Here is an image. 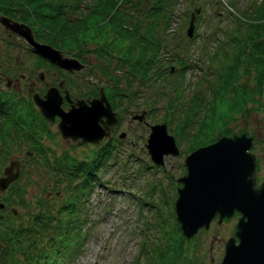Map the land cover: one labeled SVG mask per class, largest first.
<instances>
[{
	"label": "rangeland",
	"instance_id": "obj_1",
	"mask_svg": "<svg viewBox=\"0 0 264 264\" xmlns=\"http://www.w3.org/2000/svg\"><path fill=\"white\" fill-rule=\"evenodd\" d=\"M45 1L47 2L46 5L52 7L61 0ZM93 1L80 0L78 6L80 9H83L88 7ZM250 1L253 0H172V13H170V11L168 12V10L163 9L165 5L164 0H116L117 5L121 7L123 14H125L123 19H128L127 14L133 15L140 23L139 31L141 35L148 36L152 32L151 36L153 39L146 38L145 42L141 41L136 44L122 37L118 33L119 31L112 25L103 22V24L97 27L96 31L91 33L90 39H85L86 41L83 40L80 43L79 47L81 51L76 54H74L76 50H72V48L68 49L66 46L57 48L54 51L52 49H44L43 47L42 49L44 50L39 49L43 52L51 53L50 55L54 58L57 56L65 59L68 62L67 66L73 65L69 60H74L75 57L84 64L81 70H68L71 74L65 75L68 80L73 82L71 94L76 96L78 90H85L84 93L82 92V96L85 97L76 101V104L74 102L75 107L79 103L84 102V99L88 103L86 108L94 103V109H87L85 115H89L90 113L93 118L96 117L97 119L98 117L97 121L100 120V125L107 126V130L110 129L111 123L109 121L112 115L115 114L114 112H116L114 111L115 96L112 97L109 93L116 95V92L122 88L125 91L123 98L126 97V100L122 101L120 105H123V109H130L132 116L138 114L141 108L147 105L142 100L149 86L138 79L137 73L130 72L128 61H135L143 45L149 44L151 41L154 43L155 40H159L154 50V59L157 61L155 65L161 69V76L157 82L159 86L165 85L163 86L164 90H162L165 94L158 96L159 99H156L157 102L153 105V116L149 115L145 120L142 117L138 120L135 118L131 120L124 113L125 117L122 119L121 128L124 130V133L125 130L128 132L127 134H129L131 142L127 143L124 141L118 146L121 150L120 158L115 157V154L111 152L106 157L103 156L106 160L100 162V166L97 168V164H99L98 160L100 159V147H103L107 140L103 143H98L99 141H82L79 137L62 136L56 126V122L52 124L47 123L41 119V114L37 111L39 110L38 106L34 104L35 108L29 105L30 102L28 100L32 101V99H28L29 97L26 98L24 94L22 96L19 91H10L15 95L14 97L24 100L20 107V110H22L21 116H24L26 119H29L30 116L34 118V123L31 128L32 131L29 133L33 135L34 131L45 132L39 135L35 132L34 136H32V138L35 137L38 140L36 146H33V143L29 141L30 136L25 138V133L22 131L16 132L18 135L17 138L12 135L10 139L6 138L3 140V143L2 141L0 142V176L3 168L15 162L14 160L17 161V170L19 169L18 178L8 183L6 188L15 183H19L23 187V198L30 201H33L34 194L40 193L43 195L47 192V189L43 188L47 177L45 174L42 177H38L36 169L41 172L43 168L39 164H41L43 159H57L60 155L70 157L71 160H74V164L80 161L82 165L86 166V170L93 173L96 172L98 178L104 184L99 186L97 184L98 180H95L91 184L90 190L87 189V196L82 200L81 209H78L76 213L78 219L83 222L80 226L78 237H75L77 232L75 233L73 225L70 222L66 224L67 226L64 225V221L68 217L66 212L60 211L63 202L68 198L72 199L74 197L73 189L64 192L62 190L57 191L53 195L45 193L43 196V198L53 199L54 205L49 212H46L47 214L44 209H41L40 212L50 216V224L54 226L58 224L61 227L63 231L58 233L60 234L59 236L56 231H51V228H48L46 231L44 229L38 231V227L36 226L39 224L38 221L31 223L33 213H39L38 209L40 208L31 205L18 209L19 214L17 215H19V218L16 220L17 224L23 227L34 225L33 235L30 238L37 253H40V250L45 246H49L47 245L48 239H54V246H56L57 242H60L61 237H67L68 241L66 246L69 243L67 247L70 248L68 255L64 253L67 249H63V253L60 252L61 257L59 261L55 264H130V259L137 255L140 247L139 244L145 240L144 237L147 239V242L153 241V243H158L157 241H160L162 244L167 233H170L176 224L181 235L182 228L180 221L177 218L175 209H173V205L177 208L179 199L177 197H171L173 190L172 183L167 178L170 176L173 179H177L178 176L186 175L180 165L183 155H164L160 162L162 168L152 167V164H148L149 168L140 171L143 164L138 155L144 158L142 160L143 162H150L143 151L144 147H141V143L147 137L148 126L150 130V126L155 123H162L165 133L171 136L173 142L178 143L180 148H184L186 142H194L195 137L192 134L196 133L198 128L194 126L196 121L193 120L192 124L180 126L176 129L175 126L178 125V121L172 119L170 123V118L164 115L165 111H167V104L173 105V102L169 103L170 100L167 98V93L169 92L166 91L170 88L169 84H173L170 82V78L176 80L173 87H179L181 91L178 97L172 93L170 96V99L176 97L177 105H180L183 100L188 101L191 97L196 101L197 98L201 100L200 96L203 99H207L209 93L206 88L209 84V79L211 77L216 80V84L220 83L218 79H220L219 76L222 70L221 63L227 56L223 52H219V56L221 57L219 60V57H217L218 53L216 54V49L214 50L217 47L216 43H219V39L226 37V34H223L221 30L223 29L225 32V26H230L229 23L232 21V13L236 14L238 10L241 12L244 9L248 10ZM229 2L232 7L228 5ZM156 3L160 6L162 5V9L157 14V17L153 18L148 12L152 10L151 6ZM196 5L206 6L207 8L198 14V25L195 28L198 36H193L194 38L190 45L186 42L185 30L188 25L189 12ZM13 9V13L8 15L10 19L9 25L12 26L14 20H20L30 26L29 18L22 17V15L27 16L25 9L22 7L18 8L16 5L13 6ZM71 14L72 12L69 11L68 15ZM240 18L243 21L245 19L244 16H240ZM149 25L152 29L149 28ZM0 26L3 25L0 24ZM240 27L235 24L234 31ZM32 29L37 33L34 28ZM215 29H220L215 32V35L218 36L217 40H214L212 37ZM3 35L4 32L0 29L1 40L5 38ZM45 42L56 47L54 46L56 42L55 35H51ZM248 43L250 44L251 42ZM183 46L187 49L186 55L182 51ZM100 47L101 50L106 51V55L111 56L110 63L106 64L107 70L102 73L100 72V66L103 64V61L96 52ZM127 47H134L132 49L133 51L128 57L124 56L123 61H121V57L117 51H122ZM222 48L226 53L232 51L230 47L225 48L223 46ZM149 52L150 50L146 51V56H148ZM17 53L22 56V51ZM230 60L228 56V60L224 61L228 62ZM178 61H181L183 64L179 65L176 63ZM241 66L235 67L234 70L239 75L236 82L240 84L244 83L247 86L246 92L240 91L239 94L249 96V100L244 102L243 109L240 108L239 111L234 112H232L233 109L230 110V113H235L233 114L235 119L231 120V122L228 121L226 128L230 131L228 133L230 137L243 134L244 137L253 139L251 143L254 142V148L249 151V154L252 155L251 157L260 166L259 170L253 174L256 177L255 183L257 182L259 184L264 182V85L259 89L260 93L253 91L248 84L251 83L252 85V78L255 75V71L251 70L248 73ZM167 67H172L170 73L173 74L171 77L167 75L169 71ZM56 68L60 70L65 67L61 68L58 66ZM204 69L206 70L205 76L207 82L202 83L198 79H200L202 70ZM37 71L41 72L42 77L44 76V70L40 68ZM87 84L89 85L88 88ZM115 87L119 88L116 89ZM92 88L95 90L100 89L99 92L103 100L99 99V94L94 97L90 91H87V89L91 90ZM227 91L229 92V88ZM151 92L153 94V90ZM126 93H131L132 96H127ZM196 93L198 94L197 98ZM229 94L232 96L231 92ZM34 95L35 93H32L31 97L33 98ZM108 99L110 103L107 104V108L105 102L107 103ZM232 99H234V96ZM181 105L183 106L184 103ZM222 124H224V120L222 123L221 121L215 123L213 129L203 130L201 133L202 136L200 137L201 144L209 146L220 135L227 136V133H222L221 131L223 130L219 129L222 127ZM232 144L234 146H244V142L241 139L235 140V142L233 141ZM129 152L132 153L130 156L132 159H123L126 156L125 154ZM240 162H242L241 165L234 166L233 171L237 172L238 176L240 175V179L243 176L247 178L248 165L243 160ZM93 165L94 167H91ZM16 166L15 163L12 164L10 171L13 172ZM126 175L128 176L126 177ZM50 180H53L54 184H58L61 189L67 184L65 183L64 176L61 174L53 173ZM47 185H51V183H47ZM151 187H153L152 193L150 191L151 194L144 195V192L148 189L151 190ZM111 188H114V190ZM119 188H121V191H117V189L120 190ZM159 188H162L165 192L167 203H162ZM3 190L0 188V203L4 197L3 194L5 191ZM151 203L157 205V208L153 204L152 206ZM106 209L108 211H105ZM7 210L4 211V208L0 204L1 214H5ZM17 215L14 212L11 214V218L14 219ZM233 223H235V218L229 219L226 222L216 218L211 220L206 230L198 234L195 238L196 243L193 247H190L191 236L183 237L182 249L185 247V251L176 264H218L223 254V244L231 236V226ZM16 256L21 260L20 264H23L21 255L17 254ZM63 257L65 258L63 259ZM134 263L146 264L143 253H140L139 258Z\"/></svg>",
	"mask_w": 264,
	"mask_h": 264
},
{
	"label": "trees",
	"instance_id": "obj_2",
	"mask_svg": "<svg viewBox=\"0 0 264 264\" xmlns=\"http://www.w3.org/2000/svg\"><path fill=\"white\" fill-rule=\"evenodd\" d=\"M79 1L80 0H61L58 1L55 6L53 5L51 7L46 5L47 2L45 0H0V14L9 15L10 13H13V6L15 5L18 6V8H24L27 16L22 15V17L29 18L30 25L35 27V30L37 31L36 34L42 41H46L51 35H55V48L66 46L68 49L72 48V50H76L74 54L81 51L79 47L80 43L85 39H90L91 33L96 31L97 27L100 24H103V22L112 25L119 31L118 33H120L122 37H125L127 40L136 44L141 41L145 42L146 38L150 40L153 39L151 36L152 32L148 34V36L141 35V32L139 31L140 23L133 17V15L127 14L128 19H123L125 14H123L121 7L117 5L116 0H94L88 7L83 9L79 8ZM164 1L165 5L163 9L168 10V12L172 11V0ZM228 5L231 6V3L229 2ZM161 6L157 3L153 4L151 6L152 10L148 12L149 15L153 18L157 17V14L161 12ZM248 6V10L244 9L242 12L238 10L236 14L232 13V21L229 23L230 26H225V32L223 29L221 30L223 34H226V37L219 39V43H216L217 47H215L214 50L216 49L215 53H218L217 57H219V60L221 58L219 52H223V54L227 55L224 60H228V56L231 60L228 62L224 60L222 61V70L219 76L220 79H218L220 80L219 84H216V80L210 77L209 84H206V89L209 93L207 99H203L200 96L201 100H198V94L196 93L197 101L191 97L188 101H181V104L184 103L183 106L181 104L177 105L176 97L181 94V91L179 90V87H173L176 80L170 78V82L173 84L170 83V88L166 91L169 92L167 93V98L170 100L169 103L173 102V105L167 104V109L164 106L167 110L164 115H166L167 118H170V123L172 119L178 121V125L175 126L176 129L180 126H188L192 124L193 120L196 121L194 126L198 128L196 133L192 134L195 139L193 140L194 142L189 144L190 146L201 143L200 137L202 136L201 133L203 130L213 129L215 123L220 121L222 123L223 120L224 124H222V127L219 129L223 130L221 131L222 133L228 134L230 131L226 128L227 122H231V120L235 119L233 115L235 113H230V110L233 109L232 112H234L239 111L240 108L243 109L244 102L249 100V96L239 94L240 91L246 92L247 86L244 85V83L240 84L236 82L239 75L234 72L235 67L243 64L241 67L244 68V71L247 70L248 73L251 70L255 71V75L252 78L253 86L251 83L248 84L253 91H258V93H260L259 89L264 85V0L250 1ZM206 8V6L202 7V11ZM69 11L72 12L71 15H68ZM240 16L245 17L244 21ZM235 24L241 27L234 31ZM149 28H151L150 25ZM219 30L220 29L214 30V40L218 39V37H215V32ZM248 42L251 43L249 44ZM158 43L159 40H155L154 43L151 41L149 44L143 45L138 52L139 56L137 59L132 62L128 61L130 72L137 73L138 79L149 86L142 101L147 104L144 106L147 108L146 111L151 115H153L154 112L153 105L157 102L156 99H159V95L165 94V92L162 91L164 90L163 86L165 85L159 86L157 82L161 76V69L155 65L157 61L154 59V50ZM223 46L225 48L230 47L232 51L226 53L222 48ZM133 48L134 47H127L122 51H117L119 53L118 55L121 57V61H123L124 56L128 57L131 54ZM147 50H150L148 56H146ZM96 52L100 55L101 60L103 61V64L101 65L103 70L100 66V72L102 73L107 70L106 64L110 63L111 56L108 54L107 56L106 51L101 50V47L97 49ZM176 63L179 65L183 64L181 61ZM167 69H169V67H167ZM205 72L204 69L202 71V76L198 79L202 83L207 82ZM172 74L173 73L168 72L167 75L171 77ZM115 88L118 89L119 87ZM228 88L232 96L227 91ZM151 90H153V94ZM171 93L176 97L170 99ZM123 94H125V91L122 90V88L116 92V95L109 93L112 97L115 96L114 99L117 98L119 102L122 100L123 96H125ZM126 95L132 96L131 93H126ZM233 96L234 99H232ZM124 99H126V97H124ZM17 120L18 126L14 124V127L2 122L0 123V142L2 141L3 143V140L6 138L10 139L12 135L17 138L18 135L16 132L22 131L25 133V138L30 136L29 141L33 143V146H36L38 140L35 137L32 138V136H34L35 132L39 135L45 131H34L32 135L29 133L32 131V122L24 116L17 117ZM40 127H42V125H40ZM104 150L105 147H101L100 161L106 160L103 157L106 154ZM48 159L49 158L43 159L41 164H39L43 170L40 172L36 169V174L38 177H42L43 174L47 177V180L43 185V188L47 189V192L45 193L53 195L55 192L61 190L63 192L70 189L74 190L73 200L68 198L64 201L60 211L66 212L68 217V219L64 221V225L67 226L66 224H69L70 222L73 225L75 233L77 232L75 237H78V232H80V226L83 222L78 219L76 213L78 212V209H81V199L86 197L88 193L87 189L90 190L92 181H94L92 177H95V174L86 170V166L82 165L80 161H77L74 164V160H71L70 157H66L65 155H60L57 159ZM108 165H110V163H108ZM91 167H94V165ZM53 173L63 175L66 181L65 183L70 184H66L63 189L59 188L58 184H54V181L50 180ZM47 183H51V185H47ZM74 183H76V185ZM4 191V197L1 199L3 204L2 208H4V211L7 209L9 210H7L5 214L0 213V264H20L21 260L17 258V254L21 255L22 261L24 262L23 264H55L61 257L60 252L63 253L62 250L65 248L67 250L64 253L68 255V250L70 248L67 247L69 246V243L66 246L68 241L67 237H59L60 242H57L56 246H54V239H48L47 245L49 246H45L40 250V253H37V250L32 243V239L30 238V236L33 235L34 225L23 227L16 222L17 218H19V215H17L19 214V208L34 205L40 209H38L39 213H33L31 223H36V221H38L39 224L36 225L38 231L43 229L46 231L48 228H51V231H56L57 234L62 232L63 230L58 224L56 226L50 224V216L40 212L41 209H44L45 213L49 212L54 205L53 199L50 200L49 198H43L45 193L43 195L39 193L34 194V197L32 198L33 201L25 200L23 198V187L19 183L7 187ZM76 204H78L77 212H75ZM11 209H14L17 215L14 219L11 218ZM59 235L60 234H58V236ZM144 239L143 242H140V250L146 259V264H176L185 251V247L182 249L183 236L180 235L177 224L174 225V228L171 229L170 233H167L162 244L160 241H157L158 243H153V241L147 242L145 237ZM64 258L65 257H63V259Z\"/></svg>",
	"mask_w": 264,
	"mask_h": 264
},
{
	"label": "water",
	"instance_id": "obj_3",
	"mask_svg": "<svg viewBox=\"0 0 264 264\" xmlns=\"http://www.w3.org/2000/svg\"><path fill=\"white\" fill-rule=\"evenodd\" d=\"M197 11V8L194 9V12ZM193 19L191 13L186 28L187 36L191 35ZM0 21L6 24L1 17ZM16 31L21 34V31ZM27 38L32 42L29 34ZM38 46L41 50L51 49L46 44ZM41 52L50 55L49 52ZM55 57L53 58L59 66L67 69L81 67L75 59L69 60L73 65L67 66L68 62L65 59ZM44 97L45 99H39L34 95V102L49 120L54 114H58L59 120L56 126L62 136L97 142L106 133L102 128L99 130L97 127L98 117L93 118L90 113L85 115L87 109H94V103L88 108L83 103H79L77 107L62 111L59 108V98L55 89H48ZM100 100H103L102 95ZM105 104L108 108L106 102ZM240 136L243 134L232 137L220 136L211 145L199 146L186 156L187 172L182 178L183 187L179 190L177 208H174L185 236L192 234L199 226H206L215 213L221 217L229 216L233 210L238 211L240 215L234 224L232 235L224 243L219 264H264V182L254 187L253 158L247 151L251 145V138ZM240 139L244 142L243 147L232 144L233 141ZM146 147L154 163L161 162L163 153L176 152L174 142L171 136L165 133L162 123L150 127ZM242 160L248 165V177L243 176L240 179V175L233 171V167L241 165ZM14 163L16 166V161L10 165ZM10 165L4 167L3 175L0 176L2 190L18 174L17 166L11 172Z\"/></svg>",
	"mask_w": 264,
	"mask_h": 264
},
{
	"label": "flooded vegetation",
	"instance_id": "obj_4",
	"mask_svg": "<svg viewBox=\"0 0 264 264\" xmlns=\"http://www.w3.org/2000/svg\"><path fill=\"white\" fill-rule=\"evenodd\" d=\"M4 27L0 26V29L4 32L3 36L5 37L4 40L0 39V107L4 109L3 113H6L7 111L10 112L8 117L2 121L9 122V120H11L12 124L16 120L17 115H21L22 110H20L19 107H21L24 100H22V98L14 97L15 95L10 92L13 90L16 92L19 91L22 96L24 94L26 98L29 97L28 99H31L30 97L32 96V93L42 97L47 89L55 88L61 98L60 105L64 110H67L70 105H75L76 101L85 97L82 96V92L84 93L85 90L76 89L78 90V94L77 92L76 96L71 94L73 82L68 80L65 76L71 74L70 71L66 69H57L56 67L58 66L56 65V60H54V58H51L50 56H41L22 37L10 32L6 27ZM34 39L37 42H45L39 37H36L35 34ZM16 51H22V56H20ZM40 68L45 71L43 77L41 72L37 71ZM88 86L89 85L87 84V88ZM87 91H90L92 96H96L98 93V89L95 90L94 88L91 90L87 89ZM64 95H66V98ZM28 101L30 102L29 105L34 106L32 101ZM86 102L87 100L84 99V105L87 104ZM120 118L121 117L118 115L117 121L112 123V130L109 132L110 134L103 136L98 143H103L107 140L104 146L108 149H115L116 146L118 147L120 145V141L126 138L124 131L121 128L122 121L119 120ZM56 120L57 116L55 115L52 121L46 122L52 124L55 123ZM97 122L100 130L101 122L100 120ZM6 125H8V123ZM105 127L107 126L101 125L103 131H105ZM120 133H123L122 137L119 136ZM125 142L130 143V137L127 138ZM180 165L182 166V170L185 171L182 161ZM237 216L238 213H234L230 219H236ZM221 221H223V219H221Z\"/></svg>",
	"mask_w": 264,
	"mask_h": 264
}]
</instances>
